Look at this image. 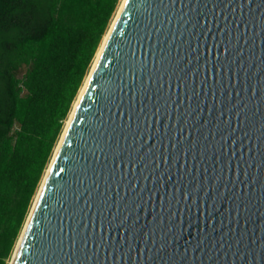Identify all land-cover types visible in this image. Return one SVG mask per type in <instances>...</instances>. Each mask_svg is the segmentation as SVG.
<instances>
[{
	"label": "water",
	"instance_id": "water-1",
	"mask_svg": "<svg viewBox=\"0 0 264 264\" xmlns=\"http://www.w3.org/2000/svg\"><path fill=\"white\" fill-rule=\"evenodd\" d=\"M10 264H264V0H128Z\"/></svg>",
	"mask_w": 264,
	"mask_h": 264
},
{
	"label": "trees",
	"instance_id": "trees-1",
	"mask_svg": "<svg viewBox=\"0 0 264 264\" xmlns=\"http://www.w3.org/2000/svg\"><path fill=\"white\" fill-rule=\"evenodd\" d=\"M119 2L0 0V264L13 254Z\"/></svg>",
	"mask_w": 264,
	"mask_h": 264
},
{
	"label": "rangeland",
	"instance_id": "rangeland-1",
	"mask_svg": "<svg viewBox=\"0 0 264 264\" xmlns=\"http://www.w3.org/2000/svg\"><path fill=\"white\" fill-rule=\"evenodd\" d=\"M122 2H123V0H120L119 5H118L117 10H116V13L114 14V17H113V19H112V21H111V23H110V26H109V28H108L106 34L109 32L110 28L112 27L113 22H114V20H115V18H116V16H117L118 10H119V8L121 7ZM106 34H105V37L103 38V40H105V38H106ZM103 40H102V41H103ZM103 42H104V41H103ZM101 44H103V43H101ZM100 46H101V45H100ZM98 50H99V49H98ZM97 53H98V52H97ZM97 55H98V54H96V57H97ZM96 57H95V59H96ZM95 59H94V61H95ZM94 61H93V63H92V66H91V68H90V71H91V69H92V67H93V65H94ZM90 71H89L88 75L86 76V78H85V80H84V83H83L82 87L84 86V84H85V82H86V80H87V78H88V76H89V74H90ZM23 72H24V71H23ZM23 72L21 73L20 77L22 76ZM82 87H81V89H80V92H81V90H82ZM80 92H79V94H80ZM79 94H78V96H77V98H76V101H77V99H78V97H79ZM76 101L74 102V104H73V106H72V110L70 111V114H69V116H68V119H67L66 122H65V126H64L63 132H62V134H61L59 140H58L57 143H56V146H55V149H54V152H53V155H52L51 161H50V163L48 164V167H47V169H46V171H45V173H44V176H43V178H42V181H41V183H40V186H39V188H38V190H37V193H36V195H35V197H34V199H33V203H32L31 209H30V211H29V214H30V212H31V210H32V207H33L35 201H36V198H37L38 192H39L40 187H41V185H42V182H43V180H44V178H45V175H46V173H47V171H48V169H49V166H50V164H51V162H52V159H53V157H54V153H55V151H56V149H57V147H58V145H59V142H60V140H61V138H62V135H63V133H64V131H65V128H66L67 122H68V120H69V118H70V115H71V113H72V111H73V108H74V105H75ZM29 214H28V217H29ZM28 217H27V219H28ZM27 219H26V221H27ZM26 221H25V224H26ZM25 224H24V226H25ZM23 228H24V227H23ZM22 231H23V229H22ZM21 234H22V232H21ZM21 234H20V236H21ZM20 236H19V238H18V240H17V243H16V246H15V248H14L13 254H12L10 260L8 261V264L11 263V260H12V257H13V255H14V252H15V250H16V247H17V245H18V242H19Z\"/></svg>",
	"mask_w": 264,
	"mask_h": 264
},
{
	"label": "bare ground",
	"instance_id": "bare-ground-1",
	"mask_svg": "<svg viewBox=\"0 0 264 264\" xmlns=\"http://www.w3.org/2000/svg\"><path fill=\"white\" fill-rule=\"evenodd\" d=\"M124 3H125V0H123V2H122V4H121V7L119 8L118 13H117V16H118L119 12L121 11V9H122ZM117 16H116V18H117ZM116 18H115V20H116ZM115 20H114V22H115ZM114 22H113V25H114ZM113 25H112V27H113ZM112 27L110 28L109 32L107 33L106 38H105L103 44L101 45V47H100V49H99V52H98V55H97V57H96V59H95V61H94V65H93V67L95 66V64H96V62H97V60H98V58H99V56H100V54H101V52H102V50H103L104 44H105V42H106V40H107V38H108V35H109V33H110ZM93 67H92V69H93ZM92 69H91V70H92ZM90 72H91V71H90ZM89 76H90V74H89ZM89 76H88V78H87V80H86L84 86L82 87V90H81V92H80V94H79V97H78V99H77V101H76V103H75V105H74L73 111H72V113H71V115H70V118H69V120H68V122H67L66 128H67L68 123H69V121H70V119H71V117H72V114H73L74 109H75V107H76V105H77V103H78V100H79V98L81 97V95H82V93H83V90H84V88H85V86H86V84H87V82H88V80H89ZM66 128H65V130H66ZM46 174H47V173H46ZM45 176H46V175H45Z\"/></svg>",
	"mask_w": 264,
	"mask_h": 264
},
{
	"label": "snow or ice",
	"instance_id": "snow-or-ice-1",
	"mask_svg": "<svg viewBox=\"0 0 264 264\" xmlns=\"http://www.w3.org/2000/svg\"><path fill=\"white\" fill-rule=\"evenodd\" d=\"M128 2V0H125V3H127Z\"/></svg>",
	"mask_w": 264,
	"mask_h": 264
}]
</instances>
